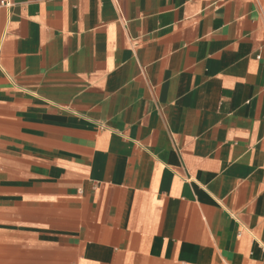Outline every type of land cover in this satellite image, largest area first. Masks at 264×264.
I'll list each match as a JSON object with an SVG mask.
<instances>
[{"label": "crops", "instance_id": "0c3cea01", "mask_svg": "<svg viewBox=\"0 0 264 264\" xmlns=\"http://www.w3.org/2000/svg\"><path fill=\"white\" fill-rule=\"evenodd\" d=\"M0 264H264V0H6Z\"/></svg>", "mask_w": 264, "mask_h": 264}, {"label": "built area", "instance_id": "2783aa9c", "mask_svg": "<svg viewBox=\"0 0 264 264\" xmlns=\"http://www.w3.org/2000/svg\"><path fill=\"white\" fill-rule=\"evenodd\" d=\"M0 6L8 7L9 6V2H7L6 0H0Z\"/></svg>", "mask_w": 264, "mask_h": 264}]
</instances>
